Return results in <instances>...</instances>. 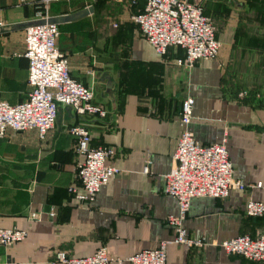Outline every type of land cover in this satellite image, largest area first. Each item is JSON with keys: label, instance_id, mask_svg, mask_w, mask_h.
<instances>
[{"label": "crops", "instance_id": "obj_1", "mask_svg": "<svg viewBox=\"0 0 264 264\" xmlns=\"http://www.w3.org/2000/svg\"><path fill=\"white\" fill-rule=\"evenodd\" d=\"M79 1L86 3L51 2L49 15L74 14ZM247 1L244 6L236 0L201 2L212 15L220 6L235 11L247 6L249 17L231 14L225 19L216 37L222 48L219 57L189 68L177 65L184 57L179 48L158 56L131 21V48H116L113 52L122 53L119 56H103L104 48H87L78 37L66 40L64 48L57 45L66 54L71 77L93 89L94 101L108 115L103 120L80 118L70 108L59 107L55 126L44 140L34 130L0 139V228L27 232L23 242L0 247V264H59L58 252L79 258L101 246L111 258L124 259L171 242L174 233L167 218L177 215L178 204L164 194V177L182 130L181 103L188 97L194 100L189 131L203 145L224 143L234 178L247 188L232 191L226 199H193L184 226L189 237L203 240L204 246L168 244L166 264H262L227 255L218 247L240 235L264 234V216L252 219L245 214L248 200L264 203V12L255 11L264 0ZM16 4L0 0V101L10 105L25 101L30 91L23 53L34 11ZM75 124L87 127L92 146L114 150L109 164L120 171L92 203L79 202L68 191L77 183L76 140L68 133ZM31 213H38L39 221H31Z\"/></svg>", "mask_w": 264, "mask_h": 264}, {"label": "built area", "instance_id": "obj_2", "mask_svg": "<svg viewBox=\"0 0 264 264\" xmlns=\"http://www.w3.org/2000/svg\"><path fill=\"white\" fill-rule=\"evenodd\" d=\"M72 0H17L18 7L32 8L33 22L44 24L27 26L24 35V57L28 61L27 84L30 91L25 101L10 105L0 101V139L10 133L34 130L40 140L54 128L59 107H68L75 116L105 119L106 108L94 101V92L71 77L67 57L57 47L59 25L47 23L49 4L69 3ZM127 2L131 6L143 3L142 10L130 15L141 36L158 56H165L168 49L179 48L184 52L178 66L192 67L201 60H216L221 43L216 38L215 28L205 15L202 0H113ZM92 3L84 5V9ZM118 24L114 23L116 28ZM194 100L186 98L180 107L179 122L182 128L177 146L172 155V167L164 177L163 192L176 200L178 213L167 218L174 238L163 241L157 248L143 250L127 258H111L107 249L99 247L86 257H70L64 252L56 254L59 264H166L168 244L188 249L201 248V239L189 237L184 221L190 203L197 198L226 199L232 191L243 192L246 186L234 178L233 166L224 143L203 145L189 131ZM68 133L76 140L78 157L76 185L68 191L79 202L92 203L102 187L119 170L109 164L114 150L107 146L91 145V134L83 124H75ZM148 173V166L143 169ZM256 188H261L257 184ZM245 214L252 219L264 216V203L248 200ZM53 217L52 212L49 213ZM31 221H39L38 213H31ZM27 232L16 227L0 228V247L9 248L23 242ZM218 247L227 255L240 256L248 261L264 264V234L251 237L240 235L224 240Z\"/></svg>", "mask_w": 264, "mask_h": 264}, {"label": "rangeland", "instance_id": "obj_3", "mask_svg": "<svg viewBox=\"0 0 264 264\" xmlns=\"http://www.w3.org/2000/svg\"><path fill=\"white\" fill-rule=\"evenodd\" d=\"M84 1H86V3L79 1L80 5L74 7L83 6L88 3H92L93 6L97 0ZM236 1L241 2L242 6H244L247 0ZM207 2L208 0H202L203 5ZM247 3L249 4L248 1ZM97 5L98 7L95 10V14H92L91 17L75 22L72 25L60 27L61 35L57 43L59 48H64L62 46L66 43V40L71 42L77 37L84 41L87 48H104V53H102L103 56H109L108 53L111 52L119 56L122 53L113 52L117 50L116 48H131V38L129 34H133L135 30L133 28L134 26L130 24V10L124 4H115L110 0H98L95 7ZM223 7L224 6L217 7L213 15L206 13L215 28L217 38L220 32L222 33L224 30L223 24H225V19L230 18L231 14H235L236 18L240 19L249 17L247 13L249 12V7L247 6L246 9L236 11ZM255 11L260 13L264 12V4H256ZM260 13H255V15ZM112 23L118 24V28L113 29V27L110 26ZM73 31L77 33H73ZM137 33L141 35L139 31H137ZM221 51L222 48L220 53Z\"/></svg>", "mask_w": 264, "mask_h": 264}, {"label": "water", "instance_id": "obj_4", "mask_svg": "<svg viewBox=\"0 0 264 264\" xmlns=\"http://www.w3.org/2000/svg\"><path fill=\"white\" fill-rule=\"evenodd\" d=\"M92 13H93V8L90 7L88 9H84L82 12L74 14V15H70V16H68V15L55 16L54 18L49 19L47 21V23H55L57 25H62V24H65L67 22L74 21V20H76L79 17L88 16L89 14H92ZM44 23H45L44 21L33 22V23H30L28 26L35 25V24H44Z\"/></svg>", "mask_w": 264, "mask_h": 264}, {"label": "trees", "instance_id": "obj_5", "mask_svg": "<svg viewBox=\"0 0 264 264\" xmlns=\"http://www.w3.org/2000/svg\"><path fill=\"white\" fill-rule=\"evenodd\" d=\"M112 3H115V4H117V2H114L113 0H110ZM96 2H98V0L96 1ZM96 2H95V4L92 6V8H93V14H95V10H96V8L98 7V5L95 7V5H96ZM118 4H124L128 9H131V10H133V13H136V12H138V11H140V10H142V6H141V4H143L142 2H139L137 5H135V6H131L129 3H127V2H123V3H118ZM84 10V5L83 6H80L79 7V10L77 11V12H75L74 14H77V13H80V12H82ZM62 13H67L66 12V10H63V12ZM205 13V12H204ZM74 14H70V15H74ZM65 15H68V14H65ZM70 15H68V16H70ZM205 15H206V13H205ZM207 16V15H206ZM78 21V19H76V20H74V22H77ZM68 23V22H67ZM67 23H65V24H67ZM64 24V25H65ZM64 25H61V27L62 26H64ZM59 27H60V25H59ZM64 55H66L65 54V52L63 51V50H61V49H59ZM260 219V218H259Z\"/></svg>", "mask_w": 264, "mask_h": 264}]
</instances>
